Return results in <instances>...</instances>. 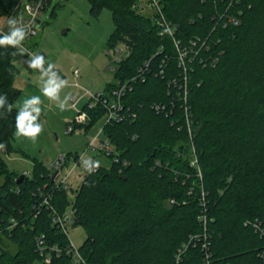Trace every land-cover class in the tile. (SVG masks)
<instances>
[{"label": "trees", "instance_id": "trees-1", "mask_svg": "<svg viewBox=\"0 0 264 264\" xmlns=\"http://www.w3.org/2000/svg\"><path fill=\"white\" fill-rule=\"evenodd\" d=\"M16 1L0 0V16ZM86 1L95 19L110 12L107 46L129 49L113 79L146 63L143 79L120 100L122 119L102 126L108 166L86 170L72 199L35 159L17 182L22 173L3 159L17 109L0 108V264H71L67 230L52 221L65 211L84 232L86 264H264V0H159L165 25L134 9L137 0ZM25 55L0 47V94L11 105ZM87 104L74 129L104 116L101 100Z\"/></svg>", "mask_w": 264, "mask_h": 264}, {"label": "rangeland", "instance_id": "rangeland-1", "mask_svg": "<svg viewBox=\"0 0 264 264\" xmlns=\"http://www.w3.org/2000/svg\"><path fill=\"white\" fill-rule=\"evenodd\" d=\"M137 6L143 16H152L153 9L147 4V0H137ZM38 21L37 34L30 43L33 56L43 54L44 66L53 63L54 70L68 80V85L61 90V99L65 95L80 96V98L76 102L69 99L65 110L61 111L57 101H50L42 96L40 71L28 67V61L33 56L25 55L18 59L15 62L17 75L13 87L20 93L13 107L17 109V106L31 95H41L40 122L43 130L34 143L13 134L10 139L12 149L9 153L3 154V159L10 171L29 173L33 159L50 168L59 156L68 152L77 154L80 159L75 168L72 170L75 161L71 157L56 179V183L65 179L69 187V198L72 199V191L78 187L87 170L84 161L91 157L100 161L99 166L106 167L109 164V159L104 153L86 149L89 140L104 125L105 116L87 132H84L83 127L77 126L73 133H66V129L76 119L78 110H82L92 97L99 93H107L105 87L115 83L113 69L116 66V54L106 44L113 30V24L110 12L106 9L101 11L98 18L91 17L86 0H51L38 16ZM74 70L78 71L76 77L73 74ZM1 183L2 178H0ZM66 234L70 245L75 249L85 238L80 226L68 227ZM33 264L44 263L37 260Z\"/></svg>", "mask_w": 264, "mask_h": 264}, {"label": "built area", "instance_id": "built-area-1", "mask_svg": "<svg viewBox=\"0 0 264 264\" xmlns=\"http://www.w3.org/2000/svg\"><path fill=\"white\" fill-rule=\"evenodd\" d=\"M51 0H17L14 6L12 7L11 11L8 12L6 15L0 16V34H5L9 30V24L8 20L10 18H15L18 22V26L22 27L25 32L27 33L24 41L21 45V50H19L20 53L26 54V55H32V50L30 47L31 40L34 36L37 34L36 25L39 23L38 16L44 11V9L50 4ZM147 4L153 9V15H156L153 20L159 25H165V21L163 19L159 0H147ZM134 9H136L138 12V6L137 2L133 6ZM141 13V12H140ZM114 53L116 54L115 57V64H117L127 58L129 56V49L125 43H118L113 48ZM182 57V55H180ZM34 57V56H33ZM180 57V58H181ZM114 67L113 71H115ZM147 64L145 63L143 67H139L137 70V73L135 76L127 79V80H117L115 81V86L111 89L110 93H99L98 95L92 97L90 101H88L87 107L92 108L94 104L101 100V102L104 104L105 107V123L110 121H120L122 119V111L123 106L121 104V99L124 97L128 92L132 90V85L137 80L143 79L144 70ZM74 76L76 77L78 75V71H73ZM76 86V84H74ZM108 95V97H107ZM79 99V97H72L71 100L73 102H76ZM92 100V101H91ZM81 114H83V118H81ZM88 119V116L86 112L82 110H78L76 119H74V123L76 124H84L86 120ZM74 130L73 123L69 124L66 133H70ZM102 135V137H100ZM86 149H92L94 151H99L104 153L106 156L112 155V147L108 141V139L103 135L102 128L98 130V132L89 140L87 143ZM73 158V157H72ZM80 156L77 157V160L73 158L75 161L74 166L72 167V170L75 168V166L79 163ZM65 164V157L64 155H61L58 157L56 162L50 167L51 169H54L57 171L54 182H56V179L58 178L61 170L63 169ZM94 170V169H93ZM23 175L27 174L26 172L22 173ZM63 184L65 187H68L65 183V179L61 180L59 182ZM52 221L59 227L62 231H66L68 227H70L74 223V218L71 211H65L63 213H53L52 215ZM261 233L263 234V230H261ZM186 245H183L182 250L179 251L177 257L183 250L185 249ZM204 247V245H203ZM37 248L42 253L44 246L41 243V240L37 239ZM56 252L58 255L62 253L63 251L57 249ZM66 253L70 255L71 264H86L85 261L80 256L78 249L76 248H70V251L67 250ZM45 261H50V254L46 253V255L43 258ZM208 264L205 257V263Z\"/></svg>", "mask_w": 264, "mask_h": 264}, {"label": "clouds", "instance_id": "clouds-1", "mask_svg": "<svg viewBox=\"0 0 264 264\" xmlns=\"http://www.w3.org/2000/svg\"><path fill=\"white\" fill-rule=\"evenodd\" d=\"M9 30L5 34H0V47H10L16 50H21L22 42L24 41L27 33L25 30L18 26L15 18L8 20ZM45 57L43 55H35L28 61V67L31 69H38L41 74L42 84L40 92L43 97L48 98L50 101H57V106L61 111L66 108L67 101L71 99L70 95H65L63 99L60 97L61 90L68 85V80L63 78L57 71L54 70L55 65L48 63L47 67L44 66ZM42 99L41 95H31L23 100L17 106L14 118V136L26 138L33 143L43 130V125L40 122V115ZM13 105L9 104L7 97L0 94V108L10 111ZM83 118V114H81ZM100 161L94 160L91 157L84 161V166L90 172L99 167Z\"/></svg>", "mask_w": 264, "mask_h": 264}, {"label": "water", "instance_id": "water-1", "mask_svg": "<svg viewBox=\"0 0 264 264\" xmlns=\"http://www.w3.org/2000/svg\"><path fill=\"white\" fill-rule=\"evenodd\" d=\"M39 55H43V54H39ZM43 56H44V55H43ZM56 173H57V171H54V172L52 173V175H51V182H53V180H54V178H55V175H56ZM22 178H23V174H22V175H20V176L18 177V181H17V182L21 181V180H22Z\"/></svg>", "mask_w": 264, "mask_h": 264}, {"label": "crops", "instance_id": "crops-1", "mask_svg": "<svg viewBox=\"0 0 264 264\" xmlns=\"http://www.w3.org/2000/svg\"><path fill=\"white\" fill-rule=\"evenodd\" d=\"M72 97H74V96H72ZM72 97H71V98H72ZM79 98H80V96H79Z\"/></svg>", "mask_w": 264, "mask_h": 264}]
</instances>
